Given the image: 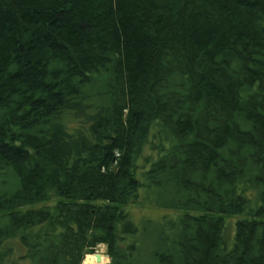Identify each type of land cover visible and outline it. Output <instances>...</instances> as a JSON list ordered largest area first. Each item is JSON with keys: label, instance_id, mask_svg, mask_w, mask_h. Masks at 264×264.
Here are the masks:
<instances>
[{"label": "trees", "instance_id": "obj_1", "mask_svg": "<svg viewBox=\"0 0 264 264\" xmlns=\"http://www.w3.org/2000/svg\"><path fill=\"white\" fill-rule=\"evenodd\" d=\"M100 245L264 264V0H0V264Z\"/></svg>", "mask_w": 264, "mask_h": 264}, {"label": "rangeland", "instance_id": "obj_2", "mask_svg": "<svg viewBox=\"0 0 264 264\" xmlns=\"http://www.w3.org/2000/svg\"><path fill=\"white\" fill-rule=\"evenodd\" d=\"M149 154V147L145 144L143 149V155ZM140 166L143 165L142 158L137 162ZM131 213L132 220L136 222L137 224H140L141 222L148 220V219H160L159 217H163L165 213H171L170 211H164L162 209H157L150 206H136V205H128L126 208ZM236 219H240V217H227L226 222L229 224V226L233 225V222L236 221ZM99 254L103 256L105 259L102 263H96V264H108L110 263V258L107 256V247L105 245H100L97 247L96 255ZM87 258V257H86ZM85 258V259H86ZM84 259V261H85ZM84 261L82 264H84Z\"/></svg>", "mask_w": 264, "mask_h": 264}, {"label": "bare ground", "instance_id": "obj_3", "mask_svg": "<svg viewBox=\"0 0 264 264\" xmlns=\"http://www.w3.org/2000/svg\"><path fill=\"white\" fill-rule=\"evenodd\" d=\"M104 262V261H103ZM84 264H95V257L93 256H88L85 261Z\"/></svg>", "mask_w": 264, "mask_h": 264}, {"label": "water", "instance_id": "obj_4", "mask_svg": "<svg viewBox=\"0 0 264 264\" xmlns=\"http://www.w3.org/2000/svg\"><path fill=\"white\" fill-rule=\"evenodd\" d=\"M96 258H97L98 263L102 262V256L101 255L97 254Z\"/></svg>", "mask_w": 264, "mask_h": 264}]
</instances>
